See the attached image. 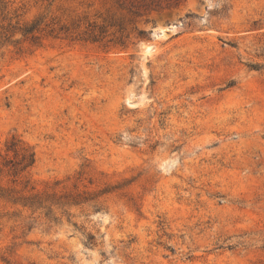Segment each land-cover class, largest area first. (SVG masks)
I'll list each match as a JSON object with an SVG mask.
<instances>
[{
	"label": "rangeland",
	"instance_id": "obj_1",
	"mask_svg": "<svg viewBox=\"0 0 264 264\" xmlns=\"http://www.w3.org/2000/svg\"><path fill=\"white\" fill-rule=\"evenodd\" d=\"M0 264H264V0H0Z\"/></svg>",
	"mask_w": 264,
	"mask_h": 264
},
{
	"label": "trees",
	"instance_id": "obj_2",
	"mask_svg": "<svg viewBox=\"0 0 264 264\" xmlns=\"http://www.w3.org/2000/svg\"><path fill=\"white\" fill-rule=\"evenodd\" d=\"M34 164V156L33 155H30L28 160H27V165L25 166L26 168L27 167H31L32 165Z\"/></svg>",
	"mask_w": 264,
	"mask_h": 264
}]
</instances>
